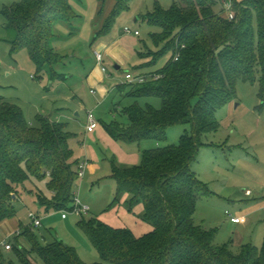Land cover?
Here are the masks:
<instances>
[{"label":"trees","instance_id":"16d2710c","mask_svg":"<svg viewBox=\"0 0 264 264\" xmlns=\"http://www.w3.org/2000/svg\"><path fill=\"white\" fill-rule=\"evenodd\" d=\"M132 1L99 0L93 43L111 33ZM225 1L233 4V19L225 14ZM1 14L2 40L11 55L27 50L40 75L64 80L58 67L65 66L67 55L52 43L59 37L58 23L78 30L84 21L72 0H12ZM143 20L159 28L152 40L160 49L138 52L142 63L134 70H143L145 81L115 87L122 99L132 98L129 105L115 107L129 123L100 122L114 140L127 144L164 141L170 127L191 126L179 144L143 151L139 164L111 159L110 177L117 181L113 205L128 195V212L142 204L141 218L153 229L138 237L127 226L83 215L79 224L101 257L88 263L74 246L59 238L42 242L32 225L21 226L12 249H5L9 253L0 246V264H264V241L260 249L246 243L236 250L217 242L216 228L196 223L198 201L213 192L190 168L200 135L220 128L217 113L235 99L240 79L258 82L264 103V0H174L167 9L157 4ZM146 97L160 98V108L142 106L139 99ZM36 121V126L29 124L23 109L0 95V222L16 216L14 201L35 180L47 179L49 195L41 189L35 194L48 212L72 207L80 164L70 144L73 134L49 116L39 114Z\"/></svg>","mask_w":264,"mask_h":264},{"label":"rangeland","instance_id":"374dc122","mask_svg":"<svg viewBox=\"0 0 264 264\" xmlns=\"http://www.w3.org/2000/svg\"><path fill=\"white\" fill-rule=\"evenodd\" d=\"M73 1L86 5L87 0ZM173 2L174 0H133L130 10L119 17L107 37L113 35L134 41L144 52L150 49L159 51L160 48L156 47L152 40V33L158 32L159 28L145 22L143 15L152 11L157 4L167 9ZM11 3L12 0H0V95L20 106L29 124L36 126V118L41 114L64 123L66 130L73 134L70 144L75 157L81 163L88 162L92 169L83 178H79L75 189L80 199L91 207L86 218L97 217L116 227L128 223L129 228L138 237L150 232L153 226L141 218L142 204L135 208L134 213L128 212L124 204L128 195H125L120 204L113 205L117 181L110 177L111 159L116 157L117 161L124 165L139 164L143 151L179 144L184 133H191V126L185 124L170 127L168 137L164 141L148 139L127 144L114 140L100 121L115 118L129 123L128 118L121 113L120 106L118 112L115 111V107L119 102L121 106L129 105L132 98L122 99L115 87L128 81L126 72L132 68L123 66L118 71L119 74L114 75L115 63L104 60L111 93L106 100H100L97 94L90 93V88L85 83L93 65L97 64L95 46L99 40L93 43L92 35L86 39L83 35L78 37L76 31L78 41L73 46L58 49L56 46V42L60 40L58 38L52 43L61 54H68L65 66L58 67L66 78L51 80L45 74L40 75L27 50L11 55L9 45L2 40L6 33L1 10ZM112 5L113 1L109 2L105 16ZM82 16L85 20V15ZM126 27L132 32L127 33ZM135 30L140 34L135 35ZM170 55L162 59L157 68L162 67ZM259 92L258 82L252 83L241 79L238 81L235 99L217 113L220 128L215 132L200 135V150L190 165L191 170L213 192L198 201L196 223L209 229L216 228L217 242L231 243L236 250L246 243H252L260 249L264 241V103ZM79 93L90 97L92 103L100 101L95 107L86 101L84 105L76 95ZM139 102L142 106L147 103L156 108L161 106V99L158 97L142 98ZM89 111L95 114L100 125L94 133L87 132ZM134 152L140 153V156L136 161H131ZM39 189L49 195L47 179L29 182L27 189L20 191V196L14 201L15 218L22 222V227L32 225L42 242H51L59 238L77 248L84 261L100 262L99 252L79 224L82 216L65 210L68 219H64L63 211L48 212L37 200L35 192ZM247 190H251L253 194L247 196L245 194ZM31 211L40 214L42 218L40 227L33 225L29 217ZM227 211L241 217L242 223H233ZM10 226L0 227V246L1 242L8 238L6 231L12 228ZM9 241L14 242V237ZM2 248L4 249L3 246ZM37 260L41 263L38 258ZM15 261L17 262L16 259Z\"/></svg>","mask_w":264,"mask_h":264},{"label":"crops","instance_id":"0c3cea01","mask_svg":"<svg viewBox=\"0 0 264 264\" xmlns=\"http://www.w3.org/2000/svg\"><path fill=\"white\" fill-rule=\"evenodd\" d=\"M72 3L75 9L81 15L82 14L85 15V20H84L85 22L83 21L82 23L83 25L81 24L82 26H79L78 30H74L75 29L74 25H70L68 23H63V22L58 23L56 25V32L59 34L58 39H60L59 42L58 41L56 42L57 44L56 46L58 49H64V48L67 49L68 47L73 46L74 43L78 41V37H80L81 35H83L84 38L86 37V39H89L91 35L92 36L94 35V32H95L94 20L96 21V18H97L99 0H87L86 5H81L79 4V2H74V1ZM72 31L74 32L72 33ZM76 31L78 32V35H79L78 37L75 36V33H77ZM135 31H138V30H135ZM135 35L137 34L135 33ZM107 36H103L99 39V43L95 46V52L100 51L104 53L105 61H107L108 63L110 62L115 63L116 73H114V75L119 74L118 71L122 69L123 66H126V67L130 66L129 68H132V69L128 70L129 72L134 71L135 74L143 73L144 72L143 70H139V71L134 70V67L142 63V59L138 56V52L142 51V49H139L138 47L139 45L134 41L124 40L123 37H117L113 35L110 37H107ZM66 55L68 56V54ZM117 65L120 67L117 68ZM85 83L90 88V93L94 95L97 94L98 98L102 101L106 100L109 94L111 93L110 82H108V71H103L101 65H99L98 62L97 64L93 65V68L91 69V71L86 77ZM92 90H94V92H92ZM76 95L81 101H83L81 103L84 105L86 101V102H90L91 106L95 107L98 105V102L100 101V100L99 101L97 100L96 102L92 103L91 101L92 99L88 97L87 95L82 94V93H79ZM99 126L94 131L89 132L87 130V132L94 133L99 128ZM132 155H133L132 156L133 158L131 161H136V159L139 158L140 153L136 154L134 152L132 153ZM91 170H92L91 165L88 164L86 167L85 174L90 173ZM64 219H68V217ZM240 223H242V221ZM240 223H235V224H240ZM2 225H8V226L11 225L10 227H12V228H9L8 231H6L8 241L9 239H11V237L12 238L15 237L18 231L21 232L22 222L20 220L18 221L15 217L10 218V219H5L4 221L0 222V227ZM124 226L129 227L128 223L124 224ZM20 239L23 241L24 237H21ZM2 242H1V247L3 246Z\"/></svg>","mask_w":264,"mask_h":264},{"label":"built area","instance_id":"2783aa9c","mask_svg":"<svg viewBox=\"0 0 264 264\" xmlns=\"http://www.w3.org/2000/svg\"><path fill=\"white\" fill-rule=\"evenodd\" d=\"M225 12L227 14V16L230 19L234 18V11H233V4L231 1H225ZM125 31L127 33H131L132 30L129 27L125 28ZM135 33L137 35L140 34L139 31H135ZM96 55V60L98 62L99 65H101L103 71H107V66L104 64V53L100 52V51H96L95 52ZM176 59H178V56H176ZM126 78L128 81H139V82H143L147 79V76L145 74H134L132 72H126ZM92 92H94V90H92ZM99 126V122L96 119L95 114L92 111H89L88 113V126H87V130L89 132L94 131L97 127ZM88 165V162H80L79 167H78V176L79 178H83L85 176L86 173V167ZM253 194V192L251 190H247L246 191V195L247 196H251ZM69 212H73L79 216H83V215H88L91 211V207L84 203L80 197L78 196V194L75 192V197H74V201L72 203V207L71 209L67 210ZM229 216L232 222L234 223H240L242 221L241 217L239 216H235L233 213H231L230 211L226 212ZM29 217L33 223V225L35 227H40L42 225V218L40 216L39 213H36L34 211H31L29 213ZM63 218H67L68 217V213L63 210ZM20 234V232H17V235ZM2 245L4 247V249L6 250H11L12 249V243L8 241V238L6 240H4L2 242Z\"/></svg>","mask_w":264,"mask_h":264},{"label":"water","instance_id":"95a60500","mask_svg":"<svg viewBox=\"0 0 264 264\" xmlns=\"http://www.w3.org/2000/svg\"><path fill=\"white\" fill-rule=\"evenodd\" d=\"M120 66L117 65V68H119Z\"/></svg>","mask_w":264,"mask_h":264}]
</instances>
